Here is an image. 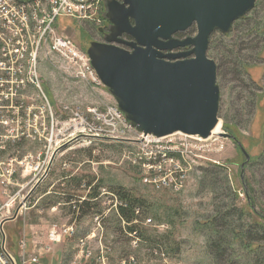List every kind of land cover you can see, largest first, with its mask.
Returning a JSON list of instances; mask_svg holds the SVG:
<instances>
[{"label": "rangeland", "instance_id": "1", "mask_svg": "<svg viewBox=\"0 0 264 264\" xmlns=\"http://www.w3.org/2000/svg\"><path fill=\"white\" fill-rule=\"evenodd\" d=\"M100 6L103 15L105 0H100ZM106 26L103 21L97 26L68 17H58L54 23L56 31L83 52L91 42L104 41L98 27L106 30ZM196 32V26H190L183 37ZM32 39L25 36L23 40L28 52ZM16 47L7 46L0 36V167L13 160L15 174L11 185L5 189L0 186V196H5L4 191L19 192L22 203L44 173L53 151L70 140L73 125L66 107H102L115 100L102 83L93 87L75 78L48 43L40 42L34 66L27 62L28 53L16 60ZM207 56L217 64L220 130L236 137L249 156L247 161L230 138L213 134L202 141L191 139L196 153L191 158L192 169L184 187L175 191L143 181L135 160L139 147L131 140L109 136L90 143L73 141L55 155L47 175L25 201L26 209L21 208L14 220L2 224L6 244L13 237L18 254L22 238L31 252L30 236L42 237L52 227L58 232L71 227L72 231L61 232L56 264H216L206 244L208 229L200 226L210 219L216 206L237 203L226 182L233 185L244 204L242 181L252 196L245 181L248 178L263 201L264 213V0H256L253 9L236 20L227 34L214 31ZM137 137L136 133L129 134L131 139ZM171 138L185 139L176 133L161 143ZM87 147L93 148L92 160L83 150ZM171 149H159V156L172 155ZM86 175L95 178L92 186H97L100 194L89 205L75 208V203L66 202L62 191L76 189L73 192L81 195L77 200L82 202L86 193L68 183L73 177ZM112 188H122L142 201L134 221L137 235L119 216V199L112 196ZM19 203L12 208L11 216ZM84 209H88L86 214L81 212ZM27 223L39 226L33 232ZM52 246L53 252L55 244ZM14 258L19 263L18 256Z\"/></svg>", "mask_w": 264, "mask_h": 264}, {"label": "water", "instance_id": "2", "mask_svg": "<svg viewBox=\"0 0 264 264\" xmlns=\"http://www.w3.org/2000/svg\"><path fill=\"white\" fill-rule=\"evenodd\" d=\"M255 1L105 0L110 26L104 41L91 42L86 54L138 132L155 137L179 132L205 139L219 123L217 64L207 56L210 35L214 31L227 34L236 20L253 9ZM192 25L195 35L174 36ZM214 134L234 140L248 160L235 136L224 131ZM73 141L53 151L42 176L3 223L17 217L47 175L55 155Z\"/></svg>", "mask_w": 264, "mask_h": 264}, {"label": "built area", "instance_id": "3", "mask_svg": "<svg viewBox=\"0 0 264 264\" xmlns=\"http://www.w3.org/2000/svg\"><path fill=\"white\" fill-rule=\"evenodd\" d=\"M101 11L100 0H0V27L3 29L0 31V36L6 40L7 46L17 45L13 50L16 60L28 53L29 66H34L36 63L35 56L40 42L48 43L51 50L65 62L67 69L75 78L94 87L101 85V81L94 69H88V62H90L88 55L81 51L70 38L60 35L54 23L58 17H68L73 21H85L100 26L105 17ZM25 36L33 38L29 42L31 48L29 52L27 43L23 41ZM33 44L34 47H32ZM8 53L12 52L8 51ZM66 109L70 113L69 121L73 125L70 135L68 134L70 140L90 143L91 135H105L117 136L119 141L131 140L137 143L139 148L135 154V160L143 172L142 179L155 188L167 187L175 191L182 189L187 180L188 170L192 169L191 158L196 154L193 149L195 144H192L190 140H205L198 136L177 132L185 139L175 141L171 138L162 144L161 141L168 135L155 137L138 132L124 114H118L115 102L104 104L102 107L87 106L84 109L66 107ZM132 132L138 134L137 139L129 138ZM174 134L176 133L170 135ZM161 148H172V155L159 156ZM12 162L13 160H10L2 168L0 167V186L3 189L11 185L15 179ZM2 164L0 162V165ZM3 194L4 197L0 196V264H45L41 259V253L52 251V244L60 241L61 232L65 234L67 231H72V228L64 227L60 230L61 232H58L52 227L47 233L46 243L40 245L31 254L26 252L24 239L21 240L19 263H17L7 249L6 234L2 224L12 215V208L19 203L20 196L19 192L8 194L4 191ZM22 206L26 209L25 203ZM81 243H83L82 240Z\"/></svg>", "mask_w": 264, "mask_h": 264}, {"label": "trees", "instance_id": "4", "mask_svg": "<svg viewBox=\"0 0 264 264\" xmlns=\"http://www.w3.org/2000/svg\"><path fill=\"white\" fill-rule=\"evenodd\" d=\"M103 22L109 25V21L105 17H103ZM108 27L106 26V30H108ZM184 32L180 34L179 38H184ZM125 37L129 38L128 36ZM224 128L226 127L224 126ZM83 150L85 155L92 160L93 148L87 147ZM0 152L2 151L0 150ZM205 172L209 173L208 170ZM65 177L64 179H67L69 176ZM94 180L95 178L93 176L90 178L89 175H86V177H73L68 186L73 185L77 189L81 187L82 191L86 190L87 193L80 202L77 199H80L78 196L81 195L73 192L76 189H65L66 191H62V193L66 196V202L71 205L75 203L73 206L81 209V207L89 205V202L97 200L100 193L97 191V186H92ZM245 181L250 193L252 192V196H249L242 181L241 186H243L245 192L244 204H242L237 190L229 182H226V189H229L237 203L216 206L214 214L205 222L204 226H200L202 229H208L206 244L216 264H264L263 201L256 195L249 179L246 178ZM211 186L214 187V185ZM111 191L112 196L119 199V216L131 224L128 230L137 235L134 221L137 217L136 213L139 211V204H142V201L131 193L127 194L122 188H112ZM87 210L84 209L81 212L86 214Z\"/></svg>", "mask_w": 264, "mask_h": 264}, {"label": "crops", "instance_id": "5", "mask_svg": "<svg viewBox=\"0 0 264 264\" xmlns=\"http://www.w3.org/2000/svg\"><path fill=\"white\" fill-rule=\"evenodd\" d=\"M64 178H66V177H64ZM84 192L87 193L86 190ZM46 193H48V191ZM41 210H44V209L41 208ZM25 225H27V228H29L28 229L29 231H33V232L35 231L34 229H37V227L39 226L37 224H32V223H27ZM47 233H44V235L42 237L37 236V235L30 236V238L27 239V240H29V242L32 244L31 245V252H30V249L28 250V245L27 244H26V247H27L26 248V252H28L29 254H31V253L35 252V250L38 249V247L41 244L46 243V241H47ZM21 240H22V238H19V242ZM25 243H26V241H25ZM58 244H59L58 242L55 243V246H54L55 248H54V251L53 252L51 251V252H43V253H41V259H42L43 262H45L46 264H48V259H49V262H51L50 264H56L55 258H57V254L61 252V249H60L61 246L58 245ZM18 248H20V246ZM7 249L10 252V254L13 255V257L14 256L15 257L16 256H19V253L16 254L17 253V244H16V242H15V240H14L13 237H11V239L9 241V244L7 243ZM19 252H20V250H19Z\"/></svg>", "mask_w": 264, "mask_h": 264}, {"label": "bare ground", "instance_id": "6", "mask_svg": "<svg viewBox=\"0 0 264 264\" xmlns=\"http://www.w3.org/2000/svg\"><path fill=\"white\" fill-rule=\"evenodd\" d=\"M88 69H93V67L91 66V64H90V62H88ZM118 114H124L122 111H120L119 110V108H118ZM220 121H219V123L216 125V127L213 129V131H212V133L214 134V133H216V132H219V131H221L220 130ZM212 134V135H213ZM115 137H117V136H115ZM95 138H111V137H109V136H105V135H91L90 136V141L93 139H95ZM117 139V138H116ZM121 141H123V140H121ZM168 151V150H167ZM170 153H172V149H171V151H169ZM163 156H166V154H163Z\"/></svg>", "mask_w": 264, "mask_h": 264}, {"label": "flooded vegetation", "instance_id": "7", "mask_svg": "<svg viewBox=\"0 0 264 264\" xmlns=\"http://www.w3.org/2000/svg\"><path fill=\"white\" fill-rule=\"evenodd\" d=\"M107 30H104L102 27H98V34L99 36H102L104 38V35L106 34ZM184 31L177 32L174 36L179 38L180 34L183 33Z\"/></svg>", "mask_w": 264, "mask_h": 264}]
</instances>
